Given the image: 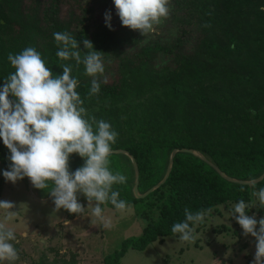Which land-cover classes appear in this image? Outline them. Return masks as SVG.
<instances>
[{"label": "trees", "instance_id": "trees-1", "mask_svg": "<svg viewBox=\"0 0 264 264\" xmlns=\"http://www.w3.org/2000/svg\"><path fill=\"white\" fill-rule=\"evenodd\" d=\"M111 1L88 0L82 16L64 17L63 0H0V88L15 71L8 54L27 47L41 54L53 76L62 75L61 65H71L85 118L108 122L118 133L112 150L126 151L135 159L139 194L164 179L171 153L179 150L166 181L144 198L134 196L130 157L109 156L110 170L127 177L113 190L119 192V199L136 206L137 216L148 220L140 236L125 239L119 251L103 257L104 264H119L129 249L143 251L167 237L179 238L171 228L185 219L186 207L196 212L240 199L251 203L252 192L264 188V179L255 187L236 183L212 166L243 182L264 174V0H169L172 27L179 33L174 40L147 43L123 27L119 17L107 22L111 30L105 19L98 21V13ZM54 32L76 38L82 58L87 51L83 40L88 39L94 51L105 54L103 62L118 59L117 82L97 80L100 91L89 96L93 77L85 74L82 63L56 56ZM161 54L171 55L174 65L156 67L155 57ZM8 99L14 101L12 96ZM183 149L197 151L207 161ZM9 156L0 142L5 171ZM84 163V158L71 154L69 172ZM50 188L51 182L44 190L33 186L42 199L50 196ZM101 207L116 210L110 202Z\"/></svg>", "mask_w": 264, "mask_h": 264}, {"label": "clouds", "instance_id": "clouds-1", "mask_svg": "<svg viewBox=\"0 0 264 264\" xmlns=\"http://www.w3.org/2000/svg\"><path fill=\"white\" fill-rule=\"evenodd\" d=\"M117 15L123 27L139 30L142 36L154 31V26L169 15V0H113ZM110 13H105L106 27L111 30ZM54 40L59 46L56 56L67 61L74 59L76 65H84L85 74L93 77L89 96L100 91V83L95 79L103 74V53L94 51L90 40H83L86 49L83 58L76 38L67 32H54ZM15 70L0 88V140L8 149L10 167L3 172L6 181L13 184L27 177L36 189L51 188L48 194L53 198L57 210L63 208L69 213L81 215L91 209V215L103 219L101 205L111 203L118 211L131 207L119 199L114 184H125L127 177L110 170L109 156L118 133L104 120L85 118L83 100L76 91L78 80L72 76L71 65H61L62 75L53 76L41 54L33 47H27L18 54L7 57ZM9 96L14 101L8 99ZM252 111V110H250ZM252 115H255L252 111ZM93 125H95V130ZM251 139V138H250ZM78 154L84 158L82 167L69 172V157ZM255 187V183L252 182ZM82 193L88 207L78 202L77 193ZM259 205L264 208V188L252 192ZM222 207V206H221ZM254 207L240 199L225 215L234 218L245 236L251 235L256 241L253 264H264V218L259 221L247 215ZM12 202L0 201V209L6 210L0 219V262L9 264L19 259L13 243L14 229L8 227L18 214L11 209ZM213 213V208L196 212L184 209L185 219L175 223L171 232L179 234L181 242L195 239V226L204 222ZM257 224L259 225L258 231ZM191 225V226H190Z\"/></svg>", "mask_w": 264, "mask_h": 264}, {"label": "rangeland", "instance_id": "rangeland-1", "mask_svg": "<svg viewBox=\"0 0 264 264\" xmlns=\"http://www.w3.org/2000/svg\"><path fill=\"white\" fill-rule=\"evenodd\" d=\"M88 0H63L61 12L64 17L71 13L83 15L82 7ZM98 13L102 23L105 13H110L113 22L118 15L113 0ZM170 16L162 18L154 26V31L142 36L139 30H133L136 37H143V43L157 40H174L179 33L172 27ZM93 29V28H92ZM168 54L155 57V66L174 65ZM104 73L95 79L103 84H115L119 79L118 59L104 61ZM0 164V201L12 202L13 212L17 216L8 222L14 229L16 240L10 241L18 251L19 259L13 264H47L62 262L70 264H104L106 255L119 251L125 239L138 237L147 224V218L136 214V206L130 205L121 212L103 207V219L91 215L87 209L88 201L82 193H77L78 202L86 212L81 215L69 213L61 208L57 210L53 198L40 202L32 196L28 183L22 180L15 184L6 181ZM34 195L40 192L32 190ZM254 207L247 210V215L255 216L259 221L264 218V208L257 197L253 198ZM234 204L218 206L213 213L205 217L204 222L195 226V239L181 242L177 237H167L163 242H154L145 250L129 249L120 259L119 264H253L256 241L251 235L245 236L234 218L225 213ZM222 206V207H221ZM6 210L0 209V219ZM259 225L257 224V231ZM0 264H9L2 261Z\"/></svg>", "mask_w": 264, "mask_h": 264}, {"label": "water", "instance_id": "water-1", "mask_svg": "<svg viewBox=\"0 0 264 264\" xmlns=\"http://www.w3.org/2000/svg\"><path fill=\"white\" fill-rule=\"evenodd\" d=\"M0 142L3 143L2 140H0ZM181 151H183V152H188V153H192V154H194V155L200 157L201 159L207 161V160H206L201 154H199L197 151H194V150H187V149H183V150H181ZM177 152H179V150H178V149H175V150L171 153L170 160H169V164H168V170H167V173H166L164 179H163L159 184H157L155 187L151 188L149 191H147V192L144 193V194H139V192H138V167H137V165H136L135 159H134L132 156H130L126 151H123V150H112L111 154L122 153V154L128 155V156L130 157V159H131V161H132V164H133V167H134V170H135V178H136L135 185H134V189H133L134 196H135L136 198H144V197H146L148 194H150L152 191H154L155 189L159 188V187H160V186L166 181L167 177L169 176V173H170V170H171L172 164H173V159H174V157H175V155H176ZM210 165H212V164L210 163ZM212 166L214 167V169H215V170H216V171H217L222 177H224L225 179H227V180H229V181H232V182L242 183V184H247V185H252V182L257 183V182H259V181H261V180L264 179V174H263L260 178H258V179H256V180H253V181H249V182L237 181V180H235V179H232V178L227 177V176H226L223 172H221L216 166H214V165H212ZM27 183H28V187H29L30 192H32V193H31L32 196H33L35 199H37L38 201L43 202V201H48V200H51V199H52L51 196L42 199V198H39L38 196L34 195V193H33V191H32V190H33V185H32V183H31V181H30L29 179H28V182H27Z\"/></svg>", "mask_w": 264, "mask_h": 264}]
</instances>
